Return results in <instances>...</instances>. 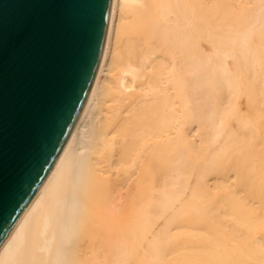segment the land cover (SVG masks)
Wrapping results in <instances>:
<instances>
[{"label":"bare ground","instance_id":"1","mask_svg":"<svg viewBox=\"0 0 264 264\" xmlns=\"http://www.w3.org/2000/svg\"><path fill=\"white\" fill-rule=\"evenodd\" d=\"M0 264H264V0H110Z\"/></svg>","mask_w":264,"mask_h":264},{"label":"water","instance_id":"2","mask_svg":"<svg viewBox=\"0 0 264 264\" xmlns=\"http://www.w3.org/2000/svg\"><path fill=\"white\" fill-rule=\"evenodd\" d=\"M110 0H0V243L90 91Z\"/></svg>","mask_w":264,"mask_h":264}]
</instances>
